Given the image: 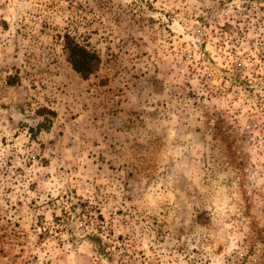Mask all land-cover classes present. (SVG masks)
Returning a JSON list of instances; mask_svg holds the SVG:
<instances>
[{"label":"rangeland","instance_id":"obj_1","mask_svg":"<svg viewBox=\"0 0 264 264\" xmlns=\"http://www.w3.org/2000/svg\"><path fill=\"white\" fill-rule=\"evenodd\" d=\"M0 264H264V0H0Z\"/></svg>","mask_w":264,"mask_h":264},{"label":"trees","instance_id":"obj_2","mask_svg":"<svg viewBox=\"0 0 264 264\" xmlns=\"http://www.w3.org/2000/svg\"><path fill=\"white\" fill-rule=\"evenodd\" d=\"M63 49L66 54V61L69 64L72 71H74L82 79H86L90 73L94 70L98 63L97 56L79 46L68 35H64ZM37 115H48L50 117L54 114L46 109H37ZM45 118V119H44ZM49 120L43 116V119L37 121L33 125L27 126V132L31 138H34L37 134L48 129Z\"/></svg>","mask_w":264,"mask_h":264}]
</instances>
